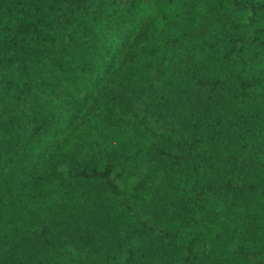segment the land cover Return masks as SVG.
<instances>
[{"label": "trees", "instance_id": "16d2710c", "mask_svg": "<svg viewBox=\"0 0 264 264\" xmlns=\"http://www.w3.org/2000/svg\"><path fill=\"white\" fill-rule=\"evenodd\" d=\"M0 264H264V0H0Z\"/></svg>", "mask_w": 264, "mask_h": 264}]
</instances>
